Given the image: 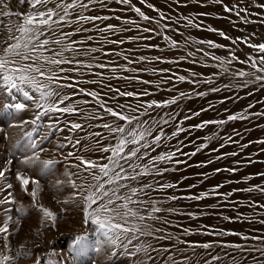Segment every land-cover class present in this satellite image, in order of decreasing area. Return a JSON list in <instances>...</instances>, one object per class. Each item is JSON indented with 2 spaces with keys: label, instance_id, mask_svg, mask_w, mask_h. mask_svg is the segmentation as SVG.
I'll return each instance as SVG.
<instances>
[{
  "label": "snow or ice",
  "instance_id": "1",
  "mask_svg": "<svg viewBox=\"0 0 264 264\" xmlns=\"http://www.w3.org/2000/svg\"><path fill=\"white\" fill-rule=\"evenodd\" d=\"M13 2L14 0H0V35H2L0 96L6 94L14 102L0 103V107L17 114L9 127L19 130L13 148L19 151L21 156L20 167L14 174L15 183L11 182L8 175L15 157L8 159L6 164L0 167V264H19L21 259L32 257L31 250L25 245L16 247L10 243L12 235L19 231L21 220L28 211V208L17 199L15 193L17 187L31 197L30 207L41 213V225L47 226L51 223L55 226L57 213L41 201L43 188L39 176L48 174L55 176L56 165L61 161L66 167L61 175L55 176L50 187L57 192L62 188L70 187L72 192L64 200L53 198L58 204L70 202L79 204L83 223L97 226L99 237L97 251L107 248L112 256H126L132 264H156V253L167 254L159 256L163 264H192L196 255L195 249L201 248L206 251L197 259L196 264H223L224 261H229L230 264H243L234 253L213 254L208 251L214 248H231L239 250L241 256L252 255L254 264H264V234L246 236L238 232H208L206 229L201 233L214 236H240L244 241H258L261 245L247 247L235 242L190 241L182 238L193 234L189 228H183L181 235H175L167 232L164 227H156V223L170 224V221L161 214L172 213L175 210L166 209L161 205L167 200H176L177 197L175 195L164 198L153 197L151 193L162 192L175 185L149 179L162 177L172 170L163 165L182 163L178 156H194L208 147L207 143H200L192 153L188 154L182 152L180 143L175 145L170 143L173 139H178L181 133L189 130L183 126L184 121H190L208 109L190 111L189 114L183 115L182 119L174 112L154 114L156 109H168L178 105L181 100L190 98L191 94L180 91L176 87L177 83L211 85L228 77V83L221 87H210L208 92H220L233 86L237 89H246L249 85L256 84L264 88V42H251L247 36L232 39L225 32L219 31V35L231 39L233 45L238 42L244 43L253 50L254 54L249 53L245 60H240L234 51H229L226 58L197 48L196 52L215 62L206 66L218 68V71L213 72L208 79H196L197 74L193 72L190 76L194 78L190 79L188 76L173 72L170 68L140 69L132 65L178 64L187 57H195L196 52L189 51L178 60H168L161 56L149 59L144 55L133 57L125 54L132 52L131 49L110 51L106 48V45L122 48L126 43L132 42L136 43L138 48L159 49L160 45L151 41L162 38L169 48L179 49L180 42L167 34L172 30L170 24H161V21L171 19L163 13H160V19L156 20L137 7L133 0H15L16 10L11 6ZM113 2L127 6L126 10L134 12L138 19L121 15L92 14L97 6L102 10H108V5ZM212 2L222 5L227 13L234 12L243 23L254 22L250 21L248 16L256 14L249 12L239 0L231 5L225 3V0H212ZM251 2L255 7L264 10V2L257 0ZM140 3L159 13V9H155L147 0H140ZM25 6L26 11L19 10ZM242 13L245 15H241ZM12 17L16 19L13 20ZM4 18H8L7 24L4 23ZM110 20L119 23H106ZM183 20L185 27H201L195 17L185 16ZM140 21L148 23L145 25ZM259 22L264 24V18ZM153 23L158 27H151ZM208 30L217 31L211 27ZM92 32L97 33L98 36L88 34ZM130 32H136L137 35H123ZM76 36H81V39H75ZM93 42L100 46H92ZM190 43L206 44L210 49L224 47L212 40L194 41L190 37H185L184 46ZM97 53L105 57L118 56L124 63L112 60L101 61ZM233 62L244 64L252 70L233 69ZM140 71H150L163 78L155 81L142 79L138 74ZM129 72L133 75L122 74ZM114 80L151 85L155 87L156 92L175 91L176 94L167 99H145L154 96L156 92L150 91L149 88L141 90L129 89L127 86L121 88L118 84L113 85ZM238 81L241 83H237ZM169 84L171 87H166ZM87 85L93 87H86ZM13 90L22 95L23 101L13 95ZM194 94L203 97L208 93L196 91ZM121 99L124 102H121ZM211 107L209 105V108ZM252 107L253 105L249 104L247 109L228 114L226 119L204 120L191 125L190 128L203 129L209 124L224 125L229 121L248 120L252 116L264 117V111L251 112ZM21 113H29V116L20 118ZM168 129H171L170 132ZM215 138L216 136L213 135L206 137L205 140L211 141ZM229 143L239 142L235 141L232 135H228L219 147L223 148ZM255 143L264 145V139ZM248 146L249 144L240 145L241 148ZM162 148L166 150L161 151ZM65 149L70 150L65 151ZM216 150L212 149L214 152ZM259 151L264 152V148ZM45 153H51V156L42 158ZM230 155L236 156L237 153L232 152ZM248 163L252 161L249 160ZM37 166H39L38 173H36ZM227 170L236 172L238 169ZM215 171L219 172L221 169ZM254 175L264 178V172ZM252 178V176L245 177V180ZM220 187L221 185H216L211 193H200L193 198L199 200L208 195L224 198L232 196L233 192L237 191L233 189L232 192L223 193L217 191ZM240 191L258 192L264 196V183L253 184ZM248 206L260 209L259 214L264 216V202L250 200ZM188 215L193 214L188 213ZM241 218L242 216L237 217V219ZM225 219L229 218L225 217ZM258 222L264 225V219ZM12 225H15V228ZM83 240V235H77L72 243L78 246ZM152 240H164L170 244L167 247H157L151 242ZM172 241L175 243H171ZM181 245L184 247H180ZM189 248L193 249L192 256L186 255ZM34 264H39L38 257Z\"/></svg>",
  "mask_w": 264,
  "mask_h": 264
},
{
  "label": "rangeland",
  "instance_id": "2",
  "mask_svg": "<svg viewBox=\"0 0 264 264\" xmlns=\"http://www.w3.org/2000/svg\"><path fill=\"white\" fill-rule=\"evenodd\" d=\"M148 3L154 5L155 9H159V13L153 9L147 8L146 4H141L140 0H133V3L137 7H140L149 16L154 17L156 20L160 19V13L164 16L170 17L168 21H161L163 23H169L170 28L167 34L180 42L181 47L179 49H171L167 46V42L162 38H156L151 43L160 45L159 49H147L143 47H137L136 43H126L121 47L116 45H106L108 50H127L131 49L132 52H125L130 56L144 55L151 59L155 56H161L165 59L172 60L186 55L187 52H196L197 48H202L205 51L213 52L215 55L222 57H228L229 51H234L240 60H245L249 53H253V50L248 48L246 44L238 42L236 45L231 43V39H225L219 35V31H223L226 35L232 39L236 37H249L251 42L260 43L264 42V24L259 22L264 18V10L255 7L251 0H239L242 6L247 7L249 12L256 15L248 16L250 23H243L236 17L235 13H227L224 11L222 5H218L212 2V0H147ZM238 0H225V3L231 5L236 4ZM257 2H264V0H257ZM13 10H16L17 4L14 0L11 5ZM124 9V11H122ZM127 6L116 3H110L108 10H102L97 6L96 10L92 14L101 15H121L129 18L138 19L134 12L126 10ZM21 11H26V6L20 8ZM115 10V11H112ZM241 15H245L242 13ZM190 16L195 17L196 21L201 25L200 28L185 27V21L183 17ZM15 20V17H12ZM179 21L178 23L176 21ZM8 18H4V23L7 24ZM99 23V22H98ZM106 23L118 24L116 20H110ZM141 24H147L148 22L140 21ZM151 27H158L155 23ZM214 28L217 31H209L208 28ZM178 30V31H176ZM183 33V35H180ZM93 36H98L97 33H88ZM254 34V35H253ZM123 35H137L136 32L124 33ZM140 35H146L140 33ZM185 37H190L191 40H212L217 44L224 45V47L210 49L206 44L190 43L188 46H184ZM2 38V35H0ZM115 38V37H114ZM75 39H81V36H76ZM92 46H100L98 43L93 42ZM254 54V53H253ZM101 57V61L112 60L118 61L123 64L124 61L115 55L103 56L97 53ZM195 61V62H194ZM215 62L205 58L201 53L196 52L195 57H187L185 61L176 63H143L140 65H132L140 69L150 68H170L173 72L180 75L188 76L190 79L191 73H196V79H208L213 72H217L218 68L209 67L206 65H212ZM233 69H244L251 71L244 64L233 62ZM107 74V73H106ZM123 75H133V73H122ZM142 79L147 80H159L163 77L153 74L150 71H140L138 73ZM91 78V77H87ZM229 78L224 77L211 85L191 84V83H177L176 87L180 91H185L191 94L190 98L181 100L178 105L171 106L168 109H156L154 114L163 112L178 113L182 119L183 115L189 114L190 111L195 112L200 109H208L201 112L200 116L194 117L190 121H184L183 126L188 131L181 133L178 139H173L170 143L173 145L180 143L182 145L183 153H192L200 143H207L208 147L197 153L196 155H180L177 158L182 163L178 165H163L169 167L170 171L166 172L162 177H150V180H161L163 182L172 183L175 187L164 190L162 192H153L151 195L157 198H164L169 195H175L176 200H167L161 207L171 208L175 211L172 213H162V217L167 218L170 221L169 225H162L156 223V227H164L167 232L175 235H181L183 228H189L192 231V235L182 237L186 240L195 242H208V241H224L235 242L244 244L247 247H260L258 241L247 240L244 241L240 236H214L201 234L205 229L208 232H238L241 235H261L264 234V225L258 221L264 219V216L260 215V209L250 208L248 202L250 200H258L264 202V196L258 192L248 193L240 191V189L249 187L253 184L264 183V178L255 176V173L264 172V152H260L264 145L257 144L255 141L264 139V117L252 116L248 120L244 121H229L224 125L209 124L203 129L190 128L191 125L201 123L204 120H219L226 119L228 114L241 112L247 109L249 104L253 107L251 112L264 111V88H260L259 84L249 85L248 88L237 89L235 86L231 89H222L220 92H208L210 87H221L223 84L228 83ZM113 85H119L121 88L127 86L129 89L141 90L143 88H149L150 91L156 92L154 86L143 85L136 82L127 81H112ZM241 83V82H237ZM86 87H93L87 85ZM166 87H171L167 85ZM106 91V90H105ZM196 91L207 92L208 94L203 97L196 96ZM251 93V94H249ZM175 91H159L152 97L145 99H167L172 95H175ZM13 95L18 100L23 101V97L20 93L13 90ZM85 98V97H81ZM14 101L6 94L0 96V103L10 104ZM121 102H124L121 99ZM135 103V101H132ZM111 103V101H110ZM209 105L212 107L209 108ZM11 113V114H10ZM17 114L11 112V110H4L0 107V167H3L8 159H13V164L10 166L8 175L11 182L15 183L14 174L20 167L19 158L21 153L13 148V144L18 139L19 130L9 127V124L14 122ZM29 113L19 114L20 118H27ZM99 130V129H98ZM171 129H168L170 132ZM7 133V138H5ZM239 135H236V134ZM66 134V133H65ZM215 135L216 138L211 141L205 140L206 137ZM228 135H232L235 141L239 143H229L225 147L220 148L219 145L223 143L224 138ZM251 141V143H249ZM241 144H249L247 148H241ZM49 146V145H46ZM217 149L215 152L212 149ZM70 149H65L68 151ZM161 151L166 149H160ZM236 152V156L230 155V153ZM51 153H45L42 158H48ZM221 157L217 159V157ZM59 159V158H57ZM251 160L252 163H248ZM208 161H212L208 163ZM239 162V163H237ZM203 165V166H201ZM66 165L64 162H60L56 165L55 176H59L64 171ZM236 168V172H230L227 169ZM215 169H221L216 172ZM39 172V166L36 167V173ZM55 176L48 174L45 176H39L42 183L43 191L41 193V201L45 206L50 207L57 213V220L55 226L48 223L47 226H42L40 223L41 213L31 208V197L26 193H23L17 187L15 190L17 199L20 203L28 208L25 217L21 220V226L18 232L12 235L10 243L16 247L23 244L32 252L31 258L21 259L19 264H34L35 259L39 258V264H132V261L123 255L112 256L109 249L105 248L103 251H97L98 248V233L96 231V225L84 224L81 207L77 203L58 204L53 197H58L60 200L68 198L72 192L70 187L62 188L59 192L50 187V183L55 179ZM252 176L250 180H245V177ZM216 185H221L217 191L227 193L232 192L233 189L237 191L233 192L230 197L221 198L216 195H208L202 199H194V196H198L200 193H211L212 189ZM19 206V205H17ZM63 209V210H62ZM188 213L193 215L189 216ZM238 216H242L241 219H237ZM228 217L229 219H225ZM180 226V227H177ZM15 228V225H12ZM39 230V231H38ZM77 235H83L84 240L78 245H73V240ZM155 246H169L168 241H151ZM171 243H175L172 241ZM180 247H184L181 245ZM206 250L197 248L195 249V257H193L192 264H196L198 258L203 256ZM213 254L218 252H229L236 254L239 260L243 261V264H254L253 256H241L239 250L231 248H214L211 250ZM156 264H163L159 259L161 255H167L164 253H156ZM188 256L193 255V249L189 248L186 253ZM257 255V254H253ZM111 257V259H109ZM179 259V256H177ZM223 264H230L229 261H224Z\"/></svg>",
  "mask_w": 264,
  "mask_h": 264
}]
</instances>
